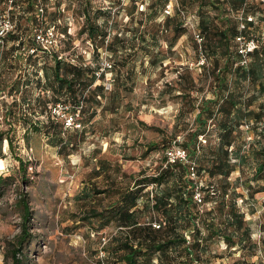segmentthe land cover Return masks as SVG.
Here are the masks:
<instances>
[{
    "label": "rangeland",
    "instance_id": "374dc122",
    "mask_svg": "<svg viewBox=\"0 0 264 264\" xmlns=\"http://www.w3.org/2000/svg\"><path fill=\"white\" fill-rule=\"evenodd\" d=\"M21 1L23 0H16L17 4ZM53 1L49 0L47 3L48 11H54ZM78 1L60 0L56 24L47 25L54 29V40L45 42L46 47L42 45V48L48 54L56 52L66 56L68 60L73 57L74 63H85L99 68L106 52L102 47L94 51V44L84 34L78 33L83 20L79 15ZM130 1L91 0L95 9L105 12L99 17V21L106 18L105 27L110 36L120 33V37L126 40L127 47L130 46L128 41L132 37L130 28L138 26L142 21L143 15L139 11L146 9L149 0H134L137 12L132 13V20L125 8ZM247 3L245 12L252 17L254 25L244 37L247 39V35H250L261 38L264 35V4L261 0H247ZM186 10L180 13L184 33L171 48L167 45L173 24L166 25L161 13L154 17L159 27L163 24L166 28L156 48L162 59L155 64H151L149 56L143 55L141 51L122 57L121 53L117 57L106 56L113 67L114 80L111 87L109 90H102L99 98H94L91 91L83 97L81 127L63 128L62 139L71 144L60 149L58 145L50 144L42 131L34 132L29 129L26 133L23 119L31 123L47 121L40 109L43 103L36 100V97L44 99L48 106L54 103L55 96L51 91L40 88V83L44 80L40 67L44 63L50 64L51 59L44 57L42 50L34 54L31 50L27 51L22 44L18 45V40L6 37L5 33L11 30L25 40L33 35L34 28L25 22L17 6L0 1V30H3L0 33V129L6 130L10 124L9 138L12 139L11 147H8L5 139L1 143L0 159L3 165L0 167V175L5 180L0 190V264H9L8 242L21 229V191L26 193L32 212L30 229L45 244L41 247L33 246L35 250L32 253V264L99 263L97 250L102 244L101 237L112 236L116 227L110 223L98 228L97 220L85 218L91 207L95 206L99 210L108 203L109 198L103 194L92 196V193L85 196L83 192L88 191L91 184L104 187L105 173L108 171L120 181L124 179L122 173L127 174L126 181L132 183V179L140 173L152 175L156 173L157 167L164 165L165 148L170 147L173 141L174 144L180 143L184 128L191 127L194 117L189 112L179 115L182 107L181 111L189 107V101L177 97L178 90L167 92L170 86L178 89L180 75L186 69L190 70L195 88H198L197 91H191L195 103L199 102L202 95L212 96L210 78L201 74L203 65L211 60L208 59L207 62L204 54L197 48L195 34L198 30L194 8L189 7ZM233 14L238 18L243 16L241 11ZM129 51L128 49L125 53ZM31 54L33 56L28 57ZM121 60L126 62V66L118 69L120 64L117 63H121ZM128 68L133 70L131 76L125 78ZM36 76L40 77V83ZM102 76L105 78V73ZM103 78L96 79L94 85H98ZM12 83L16 90L8 92L7 87ZM3 86L6 88H2ZM99 92L101 91L97 90L96 93ZM257 96L255 100L252 98L254 109H257L259 103L264 107V92ZM9 108L12 113L7 116ZM252 133L254 128L247 133L243 132V140L238 139L245 152L248 141L253 137ZM257 134L260 145L264 146V129ZM213 135L212 133L211 137ZM25 136L28 137L27 140ZM201 136L198 140L205 142V137ZM149 143L155 144L151 150L146 148ZM257 143L254 142L253 148ZM16 158L28 162L26 173L18 171ZM101 161L107 162V171H101ZM98 167L100 171L97 170ZM254 167V158L249 156L239 172L236 169L230 175V181L237 176L242 180L251 177ZM193 179L196 180V176ZM200 180L202 184L216 183V180L209 181L206 176ZM147 189L152 190V185ZM237 191L247 196L241 187H237ZM238 201L240 209L244 211L245 220L252 229L254 254H250L248 250L227 249L224 241L219 239L210 245L213 256L208 264H232L238 258L250 262L264 260V191L255 193L253 198L247 197L243 202L238 197ZM148 219L149 216L140 218L143 222L149 221ZM153 261H156L155 258Z\"/></svg>",
    "mask_w": 264,
    "mask_h": 264
},
{
    "label": "trees",
    "instance_id": "16d2710c",
    "mask_svg": "<svg viewBox=\"0 0 264 264\" xmlns=\"http://www.w3.org/2000/svg\"><path fill=\"white\" fill-rule=\"evenodd\" d=\"M0 1L9 2V0ZM166 1L149 0L146 9L139 11L143 18L138 26L130 28L132 37L128 41L129 47L126 46V40L120 37V33L110 36L105 27L106 18L99 21V17L105 12L95 9L91 5V0L78 1L79 15L83 18L78 33L84 34L86 39L94 44V51L102 47L106 52L105 55L109 57H117L118 53H121L120 57H122L141 51L143 55L149 56L151 64L162 59L156 48L163 33L166 32L163 24L159 27L155 23L154 17L161 13L166 25L173 24L167 45L171 48L184 33L180 13L192 7L196 14L197 30L202 37L201 43L197 45L198 51L204 54L207 62L208 59L211 60L207 65H203L201 74L205 78H210L212 96L202 95L199 102L195 103L191 91L193 89L197 91L198 88H195L189 69L180 75L178 89L171 86L167 89L169 93L178 90L176 96L189 101V107L181 111L182 107L179 115L186 112L194 114L191 127L184 128L185 132L179 145L186 149L187 156L193 163L196 180L189 176L186 163L165 162L164 157V165L157 167L156 173L152 175L140 173L138 177L133 179L130 177L131 183L129 180L126 181L127 174L122 173L124 179L120 181L108 171L105 173L104 187L91 184L90 189L83 192L85 196L92 193V196L103 194L109 198L108 203L101 209L91 207L85 217L88 220H97L98 228L110 223L116 227L115 233L108 238L103 247L106 252V264H208L213 256L210 245L219 239L224 241L227 249L248 250L250 254H254L252 229L245 220L244 211L239 207L238 197L243 202L247 197L253 198L255 193L264 191V146L260 145L257 134L264 129L262 124L264 107L259 103L257 109L252 108L253 100L264 92V35L261 38L247 35L248 39L255 41L256 47L245 55V63H241L242 55L238 52L239 42L236 38L244 37L254 25L252 17L245 12L247 0H177V5L169 15L163 13ZM48 2L49 0H23L17 4L16 0H11L9 3L14 7L17 6L25 22L31 24L34 31L33 35L25 40L21 36H16L11 30L5 33L6 37L18 40V45L22 44L27 51L31 50L34 54L42 50L44 57L51 59L50 64L44 63L40 67L44 77L43 82L40 81V77L36 76V78L39 83L41 82L40 88L51 91L55 96L54 102L69 101L75 105L80 103L90 91L94 98L97 96L99 98L104 85L103 79L98 85H94L98 66L74 63L73 57L70 61L66 56L59 57V53L56 52L48 54L36 41V30L46 28L47 25L54 26L57 21L56 14L59 12L60 0L53 1L54 11H48ZM125 8L132 20V13L137 12L135 1L131 0ZM239 11L243 16L238 18L233 12ZM251 13L255 16V12ZM248 17L251 19L248 20ZM241 23L244 27L240 29ZM43 24H46L45 27H42ZM128 49L130 51L125 53ZM32 56V54L28 55V57ZM117 65L119 69L126 66V62L121 60ZM112 69L113 67L108 75L110 86L114 80ZM132 70L128 68L125 71V78L131 76ZM36 72L35 69V74ZM7 89L8 92L16 90L13 83ZM97 90L101 92L96 93ZM36 100L43 103L40 109L44 112L47 121L43 123L39 120L31 123L23 119L26 133L29 129L34 132L42 131L50 144H56L60 149L67 144L70 145L71 143L61 136L64 131L63 123L51 118L44 99L37 96ZM11 113L12 110L9 108L7 116ZM244 124H247L248 128L244 129ZM259 124L261 127H258ZM252 128H254L253 137L251 136V141H248L245 152L238 139H242L243 132L247 133ZM10 130V124L6 130L0 129V157L3 139L7 141L8 147L12 146V139L9 138ZM212 133L214 137H211ZM200 135L205 137L204 143L198 140ZM24 138L27 140L28 137ZM254 142L258 143L253 148ZM154 147L155 144L149 143L146 148L151 150ZM249 156H252L255 162L251 177L242 180L237 176L230 181V175L236 169L239 172ZM16 160L18 171L26 173L28 162L22 158ZM100 163L103 171L108 166L107 162ZM97 170L100 171L99 167ZM203 176L209 178V181L216 180V183L202 184L200 179ZM4 180L0 175V190ZM124 180L126 183L123 182ZM149 185H152V190L147 189ZM237 187H241L247 196L239 193ZM196 189L202 195L200 204L193 199ZM211 189L214 191L213 194L210 193ZM19 203L22 209L21 229L8 242L10 247L7 257L9 264H32V253L35 250L33 246L41 247L44 240L37 239V235L30 229L32 212L27 195L23 191L19 194ZM142 216H149V221H141ZM153 221L159 222L158 228L152 226ZM262 257L264 259V253ZM232 264H264V260L250 262L238 258Z\"/></svg>",
    "mask_w": 264,
    "mask_h": 264
},
{
    "label": "built area",
    "instance_id": "2783aa9c",
    "mask_svg": "<svg viewBox=\"0 0 264 264\" xmlns=\"http://www.w3.org/2000/svg\"><path fill=\"white\" fill-rule=\"evenodd\" d=\"M11 0H9L10 2ZM261 2L264 4V0H261ZM177 5V0H167L164 8L163 13L165 15H169L172 13L174 7ZM182 13V12H181ZM251 18L248 17V20ZM243 23L239 25V28H243ZM165 31V29H164ZM3 30H0V33H2ZM55 32L52 27H46V28H40L36 30L35 32V39L36 41L42 46H45V42H51L54 40ZM196 42L199 44L202 41V37L197 32L195 34ZM239 42V50L238 52L242 55V61L241 63H245V55L250 52L252 49L256 47V43L253 39H245V37L240 36L236 38ZM62 54H59V57ZM112 67V63L106 58V55L103 59L102 65L95 71V76L97 79H99L103 73H105V78H103V85L104 89L109 90L110 89V82L108 80L109 71ZM82 108V102L78 104H72L69 101H57L54 102L52 105L48 106V112L51 118L59 119L63 123V128H79L81 127V120H80V112ZM244 128H248L247 124H244ZM199 140L202 138L200 135ZM204 142V140H202ZM202 142V143H203ZM175 141H173L172 145L170 147L165 148L164 150V157L165 162L173 163L175 161H181L188 165L189 170V176L191 178L195 177V170L193 167V163L189 160L187 156V151L183 147H181L179 144H174ZM213 189L210 190V193L213 194ZM193 199L196 203L200 204L202 203V195L199 190H195ZM152 226L155 228L159 227V222L153 221L151 222ZM109 238V237H108ZM107 237H101L102 244L99 246L97 252L99 257V263L98 264H106L105 262V256L106 252L104 250V245L108 241Z\"/></svg>",
    "mask_w": 264,
    "mask_h": 264
},
{
    "label": "bare ground",
    "instance_id": "6f19581e",
    "mask_svg": "<svg viewBox=\"0 0 264 264\" xmlns=\"http://www.w3.org/2000/svg\"><path fill=\"white\" fill-rule=\"evenodd\" d=\"M2 165H3V161L2 159H0V167H2Z\"/></svg>",
    "mask_w": 264,
    "mask_h": 264
}]
</instances>
